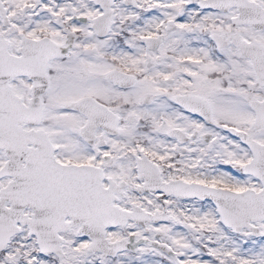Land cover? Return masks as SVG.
Instances as JSON below:
<instances>
[{
    "label": "snow or ice",
    "instance_id": "obj_1",
    "mask_svg": "<svg viewBox=\"0 0 264 264\" xmlns=\"http://www.w3.org/2000/svg\"><path fill=\"white\" fill-rule=\"evenodd\" d=\"M0 264H264V0H0Z\"/></svg>",
    "mask_w": 264,
    "mask_h": 264
}]
</instances>
